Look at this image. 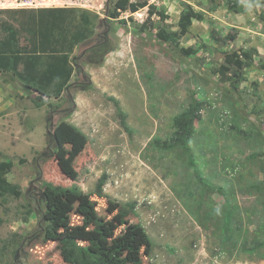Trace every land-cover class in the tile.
<instances>
[{
    "label": "rangeland",
    "instance_id": "374dc122",
    "mask_svg": "<svg viewBox=\"0 0 264 264\" xmlns=\"http://www.w3.org/2000/svg\"><path fill=\"white\" fill-rule=\"evenodd\" d=\"M116 1L0 0V10L79 9L93 30L51 107L0 79V169L21 191L0 194V264H68L64 238L125 264H264V2L237 0L238 12L227 0H129L147 6L113 19ZM186 5L205 14L181 40L190 57L156 36L178 31ZM250 49V67L229 63ZM194 101L205 107L190 147L223 194L200 186L186 151L150 145Z\"/></svg>",
    "mask_w": 264,
    "mask_h": 264
},
{
    "label": "trees",
    "instance_id": "16d2710c",
    "mask_svg": "<svg viewBox=\"0 0 264 264\" xmlns=\"http://www.w3.org/2000/svg\"><path fill=\"white\" fill-rule=\"evenodd\" d=\"M214 4V0H211ZM231 10L243 12V4L237 0H227ZM264 2V0H262ZM147 3L118 0L115 10L109 12V17L116 19L120 12H138ZM0 79L12 84L27 93L36 95L35 102L39 105H52L47 99H59L68 91L74 74V67L79 66L78 59L72 58L74 49L87 40L92 34V21L90 16L75 8H41L23 10H0ZM205 14L197 12L186 5L182 12L178 31L170 32L160 30L156 36L169 44L175 51L184 57H190L196 51L186 49L181 45V40L189 32L194 20H204ZM264 25V13L261 14ZM256 54L255 49L243 51V57L235 55L229 63L238 70L250 67ZM264 70V62L260 65ZM87 79L90 76L84 73ZM244 75L239 77L242 80ZM120 117V123L125 132L132 135L134 130L127 122V114L122 110L120 102L111 98ZM205 101H194L185 110L175 116L173 120L174 132L167 140L156 138L150 143L153 149L171 151L183 149L188 155L189 166L201 187L223 192L222 188L212 185L201 170L195 153L190 147V141L196 132V123L201 120ZM106 176H102L96 186L97 196H103ZM0 194L19 196L20 189L11 184L7 179V171L0 169ZM223 194V193H222ZM136 203L128 206L134 210ZM233 213L227 216V224L231 221ZM94 244L92 247L83 248L74 239L64 238L60 241L58 249L68 264H125L112 252L99 249Z\"/></svg>",
    "mask_w": 264,
    "mask_h": 264
}]
</instances>
